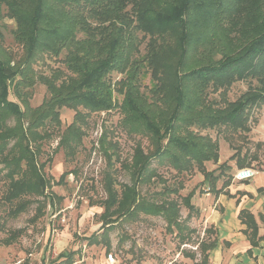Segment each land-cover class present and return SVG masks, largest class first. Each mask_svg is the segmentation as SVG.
<instances>
[{
	"label": "trees",
	"instance_id": "trees-1",
	"mask_svg": "<svg viewBox=\"0 0 264 264\" xmlns=\"http://www.w3.org/2000/svg\"><path fill=\"white\" fill-rule=\"evenodd\" d=\"M6 18L16 22L13 34L23 46L18 60L1 43ZM43 56L61 59L65 69L36 75L33 63ZM113 73L120 78L114 80ZM144 73L151 74L148 85L143 83ZM37 79L49 95L32 107L30 89ZM239 81L247 88L230 99V88ZM262 105L264 0H0V162L9 169V202L27 193L47 196L51 182L39 156L51 128L62 127L63 108L75 111L57 145L69 157L83 142L87 118L117 108L127 132L149 136L153 148L135 147L132 184H123L120 195L109 179L101 236L106 240L114 223L142 211L162 214L169 226L177 225L175 200H150L140 192V186L157 175L153 159L169 163L178 174L197 167L206 179L210 176V189L219 191L222 172L216 171L230 165L225 161L206 170V162H218L220 156L219 139L206 131L249 133L255 110ZM107 136L103 132L99 143L110 156ZM232 148L230 159L247 165L246 155ZM172 192L178 188L165 186L159 194ZM193 193L185 197L191 208ZM28 203H20L12 214ZM239 217L252 246H257L264 234H259L256 216L243 209ZM260 219L264 221V214ZM99 235L94 232L88 243H99ZM216 245L215 239L200 247L204 252ZM64 256L68 262L53 264L74 262L69 253L58 258Z\"/></svg>",
	"mask_w": 264,
	"mask_h": 264
},
{
	"label": "rangeland",
	"instance_id": "rangeland-1",
	"mask_svg": "<svg viewBox=\"0 0 264 264\" xmlns=\"http://www.w3.org/2000/svg\"><path fill=\"white\" fill-rule=\"evenodd\" d=\"M4 23L2 46L13 60H18L23 55V46L16 42L13 34L16 22L6 18ZM144 46L145 43L142 53L145 52ZM33 67L36 75H50L56 68L65 69V64L61 59L43 56L34 61ZM120 76L117 73L112 75L114 80ZM150 77L151 74L144 73L143 83L150 84ZM36 81L30 89L32 107L41 105L49 95L46 85L38 79ZM246 88V82L234 83L229 91L230 99L237 98ZM115 96L118 100L122 98L118 94ZM10 98L17 99L14 94ZM74 114L73 109L63 108L62 127L51 128V137L45 138L42 143L39 162L46 164L44 173L51 182L46 191L47 196L38 197L27 193L12 202L7 201L6 196L11 190L10 177L7 176L9 169L0 162V264H53L55 260L67 261L66 256L58 258L61 253H69V259L74 260L72 264L86 257L93 262L100 260L103 264H213L211 251L202 252L200 244L213 241L215 230L205 227L200 206L205 205L204 199L209 191H216L209 190L212 182L208 180L210 176L206 179L205 172L197 167L178 174L169 163H160L155 158L152 166L156 168L157 175L140 186L141 194L150 200L161 201L166 197L179 204L177 225L169 226L162 214L152 215L142 211L119 219L106 231L107 239H103L102 214L106 211L109 179L120 195L123 184H132L130 166L135 147L141 144L145 151H151L153 144L147 135L129 134L121 125L120 110L115 108L95 112L87 118L83 142L76 155L69 157L64 149H57V145ZM262 124L264 105L255 110L249 133H234L224 129L206 132L221 139L223 157L226 146L232 150V147H236L241 157L246 155V162L250 166L260 170L264 169ZM103 132L107 133L111 141L110 145H106L110 156L100 148L99 139ZM211 162H206V170L214 166ZM165 186L176 187L178 192L166 196L159 194ZM190 192H194L191 198L193 208L189 207L185 199ZM26 201L29 203L25 208L13 215V210ZM94 232L100 234V242L89 244L87 238ZM12 235L13 240L7 243L6 239ZM78 264H88V261Z\"/></svg>",
	"mask_w": 264,
	"mask_h": 264
},
{
	"label": "crops",
	"instance_id": "crops-1",
	"mask_svg": "<svg viewBox=\"0 0 264 264\" xmlns=\"http://www.w3.org/2000/svg\"><path fill=\"white\" fill-rule=\"evenodd\" d=\"M264 126V124H262ZM254 130V128H253ZM218 162L212 161L214 170L225 161H228L229 168L218 169L216 175L222 174L217 179V189L219 191L206 194L205 205H201L202 218H205V227L213 228L217 245L210 250L213 264H264V238L257 246H252L244 229L247 227L239 217L243 209L252 212L259 223V234H264V221L260 219V214H264V169L257 170L252 179L238 180L234 178L235 172L239 168L248 167V162L243 167L239 166L236 159L230 157L235 152L226 146V154L223 157L221 152ZM225 142V141H224ZM226 145V142H225ZM214 163H217L215 165ZM210 190V188H209ZM210 201V203H209ZM86 257L76 261L78 263L103 264L88 260Z\"/></svg>",
	"mask_w": 264,
	"mask_h": 264
},
{
	"label": "built area",
	"instance_id": "built-area-1",
	"mask_svg": "<svg viewBox=\"0 0 264 264\" xmlns=\"http://www.w3.org/2000/svg\"><path fill=\"white\" fill-rule=\"evenodd\" d=\"M256 173H257V169H255L253 166L243 167V168H239L235 172L234 178L238 180L252 179L256 175ZM109 257L113 259L112 255H110Z\"/></svg>",
	"mask_w": 264,
	"mask_h": 264
}]
</instances>
